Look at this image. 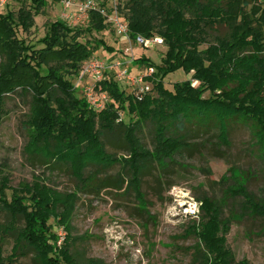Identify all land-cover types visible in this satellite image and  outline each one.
<instances>
[{"label":"trees","instance_id":"16d2710c","mask_svg":"<svg viewBox=\"0 0 264 264\" xmlns=\"http://www.w3.org/2000/svg\"><path fill=\"white\" fill-rule=\"evenodd\" d=\"M31 2V9H21L17 15H0V125L10 96L30 99L25 121V153L30 160L64 168L84 191L118 188L125 182L122 172L129 176L127 187L137 198L153 168L169 170L176 156L191 151L193 140L208 135L227 147L232 129L239 125L249 129L264 161V0H124L119 10L127 12L130 37L157 35L167 52L161 65L137 60L154 69L146 94L125 95L110 79L101 82V91L113 103L100 112L78 97L68 79L96 51L80 42L86 31L57 21L39 41L40 48L28 44L21 33L34 27L35 16L46 5V0ZM90 23L89 32L108 29L106 19L95 12ZM220 28H225L224 35ZM179 71L192 75L191 81L168 90L165 79ZM122 114L135 121L124 122ZM145 127L152 136V149L140 138ZM113 143L127 154L108 152ZM115 166L120 172L112 181L104 173ZM42 179L12 188L0 168V217L9 218L7 223L0 221V264H15L30 253L37 264H80L73 255L70 225L77 195L62 194ZM262 193L257 197L245 185L228 187L220 200L200 199L198 220L188 230L197 241L190 248L191 264H250L237 263L227 246L234 215L224 218V208L229 200L238 199L241 215L264 221V189ZM52 220L66 232L60 245ZM10 238L14 246L5 257L3 244Z\"/></svg>","mask_w":264,"mask_h":264},{"label":"rangeland","instance_id":"374dc122","mask_svg":"<svg viewBox=\"0 0 264 264\" xmlns=\"http://www.w3.org/2000/svg\"><path fill=\"white\" fill-rule=\"evenodd\" d=\"M83 2L84 0H72L71 18L77 24L74 26L66 20L69 12L63 2L46 0L45 7L35 16L34 27L28 33H21L22 38L28 44L40 48L39 41L45 37L48 27L57 21L65 22L70 28L84 30L86 32L80 42H87L96 51L83 64L81 71L68 79L75 86L90 61L96 59L106 65L102 80L110 79L115 82L125 95L135 94L137 87L127 79L117 77L112 67L113 61L120 59L128 63L133 59V63H128L130 75L139 77L149 67L137 63V60L145 58L155 65H161L167 48L157 46L146 49L129 45L116 35L111 24L104 32H89L92 29L90 19L82 20L79 12ZM116 4L123 7L124 0H119ZM31 8V0H0V15H17L21 9ZM126 13L125 9L119 10L121 21H126ZM225 32V28H220V35ZM101 42L111 47L112 51L102 48ZM129 49L128 56L125 51ZM191 76L179 71L165 79V86L172 91L174 84L191 81ZM146 83L150 86L151 81ZM92 87H95V82L91 74L83 76L81 83L75 88L78 97L85 98V90ZM98 90H95L97 99ZM208 96L207 93L205 97ZM29 101V98L18 96H10L6 100V115L0 125V168L9 178L12 188H17L22 183L32 184L40 177L47 186L62 194L77 195L78 202L70 225L71 237L74 239L73 255L80 264H86L89 260H97L101 264H191L190 248L197 241L194 236H189L188 230L198 220L200 199L220 200L228 187L245 185L257 197L263 194L264 161L251 132L241 125L232 129L227 147L222 146L215 136L208 135L193 140L191 151L183 156H176L175 164L169 170L162 172L153 168L144 177L140 198L136 197L133 189L127 187L129 179L126 178L129 176L123 175L119 166L104 174L115 181L120 172L125 178L120 187L100 192L89 187L84 191L64 168L58 169L53 165L46 167L33 162L25 153L28 142L25 121L29 113ZM99 102L104 109L113 103V99H108L107 103ZM121 119L126 123L135 121L127 114H122ZM140 138L147 149H152V136L148 128H144ZM108 152L118 156L127 154L126 149L116 143L108 144ZM223 178L225 182H222ZM11 194V191L7 192L9 199ZM239 202L238 199L229 200L224 208V218L234 215V222L227 236V246L237 263L246 260L250 264H264V221L241 215ZM8 219L5 214L0 217L1 223H7ZM50 223L53 232L64 239L65 230L54 220ZM13 246L12 238L3 244L5 257L11 254ZM15 264L37 263L30 253L18 259Z\"/></svg>","mask_w":264,"mask_h":264},{"label":"built area","instance_id":"2783aa9c","mask_svg":"<svg viewBox=\"0 0 264 264\" xmlns=\"http://www.w3.org/2000/svg\"><path fill=\"white\" fill-rule=\"evenodd\" d=\"M119 0H108V2L105 4L103 0H84V2L79 7V12L81 15L82 20L90 19L91 12H95L102 17L106 19V24L109 26L111 24L116 32V35L123 41L129 43V45H137L141 48L151 49L153 47L157 46H164L163 39L157 35L151 37V38H143L138 37L136 40H133L130 37L129 34V26L127 21H121L119 19L118 13H119V6L116 4ZM63 5L65 6V9L69 12L68 15H66L67 22L71 25L74 24L76 26V22L73 21L71 18V6H72V0H65L63 1ZM76 24V25H75ZM125 54L129 56L130 49L128 51H125ZM126 57V56H123ZM133 63V59L128 62ZM128 63L122 62L120 59L114 60L112 67L114 68L117 77L119 79H127L129 82L132 83V85L137 87V92L135 94L137 95H143L148 93L152 86L148 85L147 78L151 77L154 74V69L149 68L147 71L140 75L139 77H131L130 75V68L128 66ZM106 65H104V62L100 60L93 59L90 61V64L87 69L84 70L82 73V76L80 78V81L75 85V88L79 86L81 83V80L83 76L91 74L93 81L95 82V87L89 88L85 90L86 97L84 98L89 105V107L97 112H100L104 109H102V106L99 101L108 102L109 95L106 92L101 91L100 83L103 82L102 75L103 71L105 70ZM98 90L99 96L98 99L95 96V90ZM102 109V110H101ZM60 241L62 242L63 239L60 238Z\"/></svg>","mask_w":264,"mask_h":264}]
</instances>
